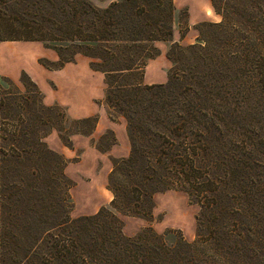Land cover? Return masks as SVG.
Returning <instances> with one entry per match:
<instances>
[{"label":"trees","instance_id":"trees-1","mask_svg":"<svg viewBox=\"0 0 264 264\" xmlns=\"http://www.w3.org/2000/svg\"><path fill=\"white\" fill-rule=\"evenodd\" d=\"M8 1H0V41L44 43L58 55L55 69L90 58L105 75L108 105L128 121L132 152L109 178L117 214L103 208L70 226L63 163L40 133L48 121L41 111L55 107L42 104L30 81L21 80L23 91L0 92V264H244L232 257L258 250L251 243L264 227V200L261 181L249 180V144L236 153V124L253 95L264 96V0H212L222 23L201 25L205 45H173L169 82L151 86L144 71L158 55L155 43L172 39L174 0H120L105 9L52 0L53 11L37 19L7 15ZM169 190L201 206L196 240L170 246L151 227L125 235L118 214L151 218L153 195Z\"/></svg>","mask_w":264,"mask_h":264},{"label":"rangeland","instance_id":"rangeland-1","mask_svg":"<svg viewBox=\"0 0 264 264\" xmlns=\"http://www.w3.org/2000/svg\"><path fill=\"white\" fill-rule=\"evenodd\" d=\"M90 1L95 6L103 9L110 5L104 6L103 0ZM176 1L183 6H180L181 8L178 9ZM188 1L174 0L175 12L172 39L156 42L154 45L158 51V55L154 59H158L163 50H166V59H163L165 65L168 66V78L165 83L153 85H166L169 82L174 63L168 58V53L173 45L179 44L185 48L192 45H205L202 40L204 36L200 33L201 25L204 23L219 24L223 21L222 16L215 11L212 0H207V5L202 10V16L198 18L197 23H194L195 20L190 18V10L195 11L198 9L193 4H186ZM198 2L202 4L203 1L198 0ZM7 4L8 9L3 10L7 15L21 16L23 13L26 15V18L37 19L41 16L40 13L48 17V14L53 11V6H55L56 2L53 3L52 0L51 2H47L46 0H15L13 2V0H10ZM204 13L206 16H204ZM205 35L208 36L210 34L205 33ZM51 53L58 57L53 49L46 47L42 42L0 41V92L14 93L23 91L24 88L21 80H24L26 83L30 81L35 84L36 89L40 92L42 104L45 107H55L53 112L41 111L43 118L48 121L45 126L42 125L40 127V133L43 135L47 131V134L42 139L43 143L48 150L58 156L59 162L63 163L62 169L65 178L63 192L67 200L66 220L69 222L68 225L73 226L72 222L74 220L94 216L103 208L116 213L112 207L114 194L109 189V178L115 161L127 159L130 155L126 158L111 157L110 161L105 162L98 157L100 154L108 153L118 144V138L112 129L104 131L98 137L94 136L100 119L106 118L116 124L124 123L131 152L132 144L128 133V121L118 108H115V106L112 108L107 103L106 94L108 90L105 75L103 74L101 82L98 79V74L92 73L93 78L84 81L85 87H73L76 89L74 91V104L72 103L71 105L74 113L71 112L73 109L70 111L69 104H60L57 101L52 104L45 103L44 95L33 78L38 80L45 89L48 88V79L61 83L63 87L60 89V92L63 100L67 103L69 102L68 91L70 88L64 84L68 76L60 77L63 75L44 74V70H60L55 69L58 59L53 61L46 57V55ZM63 54L65 57L72 55L70 51H65ZM80 56L83 55H77L75 60L73 57V61L65 63L63 67L66 64H76L81 69L82 63L78 61V57ZM86 59L88 66L94 71L90 65L91 59L88 57ZM151 60L148 61V64ZM78 68L75 69L77 70ZM94 72L99 73L98 71ZM137 78L139 79V77H135V79ZM53 80L50 82L51 87L57 89ZM130 80H132V77ZM142 83L143 85L151 86L144 82V78L142 79ZM28 87L31 90L33 89L30 83ZM47 93H49L50 98L55 97L53 93L49 91ZM8 104L9 106H14L12 100ZM83 114L87 116H80ZM93 117L97 118L96 125L94 121L86 120ZM106 119L105 121H107ZM104 123L102 124L103 126L101 125L103 128H105L107 122ZM4 127H7L6 124L2 125L3 129ZM236 130V153L238 154L242 148L246 149L245 145L249 144L251 149L249 152L253 161L246 165L251 172L249 180L254 181L253 176H257V180L261 181L256 189L258 190V194H260L259 198L264 200V96L253 95V98L248 102L247 111L244 108L243 112H240ZM90 148L96 151H92ZM233 150H230L226 156H229ZM237 154L235 156V165L240 169L244 161L240 160V164L237 160ZM49 164H52V161ZM246 171L248 170L246 169ZM107 200H109V203L104 204L103 202ZM150 204L152 206L151 218L129 217L118 214V217L124 224L123 231L125 235L135 236L143 229L151 227L170 246L175 245L181 238H184L188 242L196 240L197 216L201 211V206L197 201H192L188 193L181 190L157 192L153 195ZM260 212L264 215V207ZM255 236L257 238L254 237L251 246L258 250L252 251L248 247L246 251L240 254H237L239 252H234L235 255L232 257L235 259L234 261L243 262L244 264H264V227L261 229L260 235ZM47 245L48 243L45 239L41 245L42 250L40 253L45 252Z\"/></svg>","mask_w":264,"mask_h":264},{"label":"crops","instance_id":"crops-1","mask_svg":"<svg viewBox=\"0 0 264 264\" xmlns=\"http://www.w3.org/2000/svg\"><path fill=\"white\" fill-rule=\"evenodd\" d=\"M103 1H104V6H107V5L111 4L112 2L120 1V0H103ZM202 1H203L202 4H200L198 2V0L197 1L189 0L188 2H186V4H189V5L193 4L198 9L195 11L190 10V18L195 20L194 23H197L196 21L198 20V18L200 16H202V12H203L202 10L207 5V0H202ZM176 6L179 9V8H181L180 6H183V5L182 4L180 5L179 2L177 3V1H176ZM204 16H206L205 13H204ZM203 20H204V17H203ZM46 57H48L50 60H53V61L58 59V57L53 53L46 55ZM86 58L87 57H85V56L78 57V61L82 63L81 69H79L76 66V64H66L63 68H61L60 70H57V71L44 70V74L46 73L48 75H63L60 77L68 76V79L64 82V84L70 88L68 91V97H69L68 103L63 100L62 94L60 92V89H62V87H63V86H61V83L54 81L53 79H48L47 82L49 84H47V86L49 89L48 88L45 89L41 86V84L39 83L38 80L33 78L34 81L36 82V84L41 89L43 95H44L45 103L52 104L55 101H57L60 104H69L68 106L71 108L70 109V111H71L73 109L71 105H72V103L74 104V91L76 90L73 87H76V86L85 87L84 81L87 79H90V78L92 79L93 78L92 73L98 74V79H100V82H101V80H103L102 78H103L104 74L101 72L95 73L94 71H92L90 69V67L88 66V61ZM163 58L166 59V50H163L162 54H160L158 59L151 60L149 62V64L147 65L145 77H144V82L146 84L153 85V84L165 83L167 81L168 66L165 65V63H164L165 61ZM161 65H164V66H161ZM75 68H78V69L76 70ZM51 80H53L57 89H53L51 87V84H50ZM47 91H49L50 93H53L55 95V97L50 98L49 93H47ZM71 112L74 113V109ZM80 116H87V115L83 114ZM105 119H103V118L100 119V123L98 125V128H97L94 136L98 137L104 131H106L108 129H112L118 138V144L115 147H113L108 153L100 154V155H98V157L101 158V160L104 162L108 161V160L110 161L111 157H114V158H126V157H128L130 155L131 148H130V142H129L127 131H126V125L124 123L116 124V123H114L110 120H107V119H106L107 121H105ZM103 121L107 122L105 128L102 127L103 126L102 124H105ZM121 146H122V148H121ZM90 150L96 151L95 149H91V148H90ZM103 203L108 204L109 200H107L106 202H103Z\"/></svg>","mask_w":264,"mask_h":264}]
</instances>
